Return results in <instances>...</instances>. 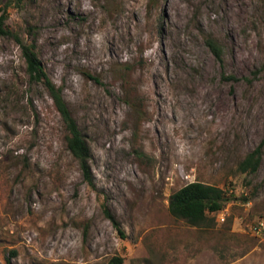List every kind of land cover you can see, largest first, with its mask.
<instances>
[{
  "label": "rangeland",
  "instance_id": "rangeland-1",
  "mask_svg": "<svg viewBox=\"0 0 264 264\" xmlns=\"http://www.w3.org/2000/svg\"><path fill=\"white\" fill-rule=\"evenodd\" d=\"M3 8L61 88L90 146L93 184L45 90L21 83L19 45L0 35V264H264V0ZM260 142L257 171L239 172ZM194 180L226 199L198 226L168 209Z\"/></svg>",
  "mask_w": 264,
  "mask_h": 264
},
{
  "label": "trees",
  "instance_id": "trees-1",
  "mask_svg": "<svg viewBox=\"0 0 264 264\" xmlns=\"http://www.w3.org/2000/svg\"><path fill=\"white\" fill-rule=\"evenodd\" d=\"M6 9L0 14V35L14 39L19 45L20 54L24 62L23 75L20 77L22 84L29 86H40L45 90L51 100L53 109L59 116L63 128L64 144L77 161L83 179L93 184L92 170L90 166L91 150L87 139L81 133L79 126L72 116L61 92L48 76L36 49L34 41L24 40L23 36L5 24L7 19ZM205 42L216 60L222 61V48L218 42L210 37H205ZM11 86H6L9 91ZM263 143L260 142L249 151L237 164L236 169L241 173H253L257 171L262 160ZM225 191L214 184H208L199 180L188 182L172 192L168 200L169 212L176 218L187 221L190 225L198 226L204 223L208 214L219 211L225 201ZM103 212L111 221L114 228L124 237L120 223L110 210L103 206ZM121 256L111 257L105 264H122Z\"/></svg>",
  "mask_w": 264,
  "mask_h": 264
},
{
  "label": "built area",
  "instance_id": "built-area-1",
  "mask_svg": "<svg viewBox=\"0 0 264 264\" xmlns=\"http://www.w3.org/2000/svg\"><path fill=\"white\" fill-rule=\"evenodd\" d=\"M219 218H220L221 220H224L223 216H220ZM260 227H263V223H262V222L257 223V224L254 226V229H256V228L259 229Z\"/></svg>",
  "mask_w": 264,
  "mask_h": 264
}]
</instances>
